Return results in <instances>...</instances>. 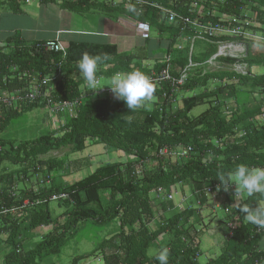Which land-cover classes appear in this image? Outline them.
<instances>
[{"label":"trees","instance_id":"16d2710c","mask_svg":"<svg viewBox=\"0 0 264 264\" xmlns=\"http://www.w3.org/2000/svg\"><path fill=\"white\" fill-rule=\"evenodd\" d=\"M29 1L31 0H0V20L8 13L22 14V6ZM38 1L46 6L56 4L61 10L81 16L92 9L113 8L106 0ZM148 1L162 4L184 15L189 12L193 0ZM199 4L204 6L206 12L214 14V17L206 19L212 22L217 21L222 14L234 17L247 15L252 18L249 14V10H252L254 23H259L258 33L264 36V0H199ZM132 8L135 11L126 10L121 2V6L115 7L113 14H127L157 30V39L151 42H156L154 47H148L149 40L136 51L120 53L118 47L112 44L70 42L67 45V56L63 58L61 54L36 48L37 44L43 45L46 41L25 47L18 33L10 35L5 39L6 47L0 49V96H9L16 90L27 89L33 80L51 77L62 71L63 77L66 74L68 81L62 84L63 77L59 79L55 99L58 100L59 97L74 100L81 97V89L85 83L78 69V62L84 53L108 57L98 66L99 77L109 78L115 72L134 69L149 75L153 70L162 69L164 65L158 62L155 64V60L163 62L164 54L175 51L173 47L177 38L194 36L189 30L182 32L179 24L160 23L159 14L152 8L136 4ZM202 43L205 44L204 49L192 57L193 62L199 65L206 63L217 50L214 44ZM259 47L262 49L260 52L257 50ZM189 49L190 46L183 47L178 55L177 50L174 52V63L180 69L189 63ZM245 62L249 67L247 76L227 69L209 70L203 74L205 66L197 67L193 78L181 89L182 107L164 98L165 91L157 87L153 98L156 100H152L154 109L150 111L143 107L130 111L122 100H92L91 97H86L77 118L67 117L59 138H55L53 134H43L34 140L17 144L0 136V167L4 163L26 164L65 146H72L75 151L83 152L90 147L91 139L136 158L135 162L126 164L103 165L68 187L43 188L37 192L30 190L18 198L8 192L13 185L12 178H9L7 186L0 189V237L7 236L6 243L9 246L5 264H41L49 257L60 254L68 241L76 237L82 223H87V228L98 231L116 219L119 222L118 231L96 245L103 264H158L154 256L148 255V251L160 247L169 249V264H200L198 227L202 226L193 222L198 217L202 218L201 206L208 202V188L211 189L210 197L222 192L226 198L221 205L230 207V213L224 215L223 220L230 234L223 251L204 264H264V227L249 223L245 214L240 211L242 207L252 209L257 202H264V194L248 197L242 205L236 206L233 199L234 185L225 190L216 178L218 172L231 170L240 163L264 166V124L253 120L262 114V110L257 108L249 112L245 108L252 91H264V46L250 44ZM105 66L109 67L107 71L102 70ZM258 69L262 72L258 73ZM76 76H80V80H76ZM236 86L247 87L248 90H239ZM161 88L170 93L167 86ZM232 102L242 112L240 117H234L233 120L226 116L229 108L233 107ZM40 106L31 104L27 105V109ZM200 106L208 108L197 116L192 115L193 110ZM18 116L19 110L0 106V134ZM240 126L244 128L241 129ZM181 146L191 148L188 159L177 160L170 156L159 158L163 148L175 149ZM150 162L152 164L147 165ZM64 164L59 162L57 167L63 168ZM52 165L54 163L47 160L33 166L37 175L43 168L42 182L45 183L47 179L52 181ZM2 179L0 177V184ZM174 187H180L182 192L193 187L192 192L200 197L201 204L195 208L189 206L179 212L174 202L160 199L162 210L160 213L156 212L150 195L160 198L163 195L160 196L158 190L165 194ZM104 194L110 195L108 202L104 199ZM52 195H66L59 201L69 211L68 219L52 235L39 242L34 250L25 252L18 238L29 229L34 230L50 223L48 197ZM25 200L29 202L27 206L24 205ZM31 203L33 206L30 207ZM215 206L216 203L213 207ZM24 210L29 213V227H22L20 222L13 219V213ZM171 213L175 214L170 218L164 219L162 216ZM216 215L218 218L217 213ZM159 216L162 220L157 219ZM162 237L165 239L161 240ZM85 259L86 256L77 257L72 264H80Z\"/></svg>","mask_w":264,"mask_h":264},{"label":"rangeland","instance_id":"374dc122","mask_svg":"<svg viewBox=\"0 0 264 264\" xmlns=\"http://www.w3.org/2000/svg\"><path fill=\"white\" fill-rule=\"evenodd\" d=\"M31 3L36 6L40 5L38 4L39 3L38 0H32ZM47 6H56L55 7L56 9L60 8L56 4H52V5L50 4ZM22 8L26 10L28 6L25 4L22 6ZM91 12L92 10L88 14L87 24L88 26L91 27L96 26L97 28H99L102 23L95 24ZM105 12L106 10L99 8L98 10H96L95 14L99 15V14H104ZM249 14L253 16V18H255L254 11L251 10L250 12L249 10ZM76 16L83 18L82 16L79 15ZM158 21L160 23L170 24L169 22L165 21L164 17L160 14L158 15ZM82 26L83 24H78L79 28H81ZM260 29L262 30V28ZM151 32H152V36H151L152 38L157 36V30H153L152 28ZM191 37L192 36H186L183 39V37L181 36L180 38H177L175 41V46L181 45L184 48H188L191 45V43L187 39ZM124 43H126V40L119 39L116 40L114 44L120 49L121 53H125V51L121 50L122 44ZM204 46H205L204 43L197 41L194 46L195 54H198L200 51H202L204 49ZM5 47H6L5 39L4 40L0 39V49L1 48L4 49ZM260 48L261 47L257 48L259 52L262 51V49ZM108 69L109 67L105 66L103 67L102 70L107 71ZM257 72L261 73L262 71L258 69ZM80 78H81L80 76H76L75 79L80 80ZM231 78H232V74H231ZM103 79L104 80L102 81L108 80L107 77H103ZM65 81H68L66 74H64L63 80H61L62 84H64ZM49 86L50 88H53L52 89L53 94H55L59 88V87L56 88L55 83H52ZM101 86H103V84H101ZM213 87L214 84L211 85V89ZM236 88L239 90H245V91L248 90L247 87L238 88L236 86ZM181 94H183V92L180 90V92L177 94L178 102L176 103V105L178 107H182V101L180 98ZM94 99L105 100L107 99V96H101L100 98L97 97L92 98V100ZM231 105L233 106V102ZM0 106L3 105L0 104ZM153 107H154V103L151 101L149 102V107L146 108V110L148 111L153 110L154 109ZM27 108H28L27 105L24 103L17 104L16 109L19 110L18 118L12 121L7 126V128L0 134V136H2L4 139H11L17 144L34 140L43 134H53L55 138L60 137L61 128L65 126L66 121L68 120L67 117L55 116L54 114H51V112L47 108L41 106L34 109L32 108L27 109ZM207 108H208L207 106L197 107L193 110L192 115L197 116L202 112L206 111ZM245 108L249 112L256 110L257 108H260V110H262V114L256 116L253 120L259 124H264V91L262 93H260L259 90L252 91L249 94L248 103L246 104ZM241 115H242L241 109L239 110L236 108V106H233L232 108L231 107L229 108V111H227L226 116L233 120L234 117L237 118L240 117ZM243 125L246 124L243 123ZM242 126H240L241 129L244 128ZM55 132L57 135H55ZM90 141H91L90 147L83 152L75 151L72 146H65L60 148L59 150L51 151L45 156H40L34 160L32 159L26 164L14 165L10 163H4L0 167V177H3L2 183L0 184V189L6 187L7 184L9 183V178H12L13 185L11 188H9L10 190L8 189L9 190L8 192L13 194L15 198H18V197H22L24 192H28L30 190H35V192H37L42 190L43 188L51 189L54 187H62V188L68 187L76 182H79L88 175H91L93 172H95L99 167L103 165L126 164L128 162L136 161V158L134 156H129L123 152H119V150H116L111 146L101 143L99 140L91 139ZM47 160L48 161L51 160L52 164L54 163V166L52 165L53 169H50V174L53 175V179H51L52 181H50V179H47V181L44 183L42 182V178L44 176L42 174L43 168L40 170V173L37 175L36 171H34L33 166ZM59 162L65 163L63 168L57 167ZM149 164L152 163L150 162L147 165ZM44 168L47 169L46 166ZM188 189L189 190H187L186 192L188 197L186 198V201L183 204L185 205L193 204V203L196 204V196L192 192L194 191L193 190L194 188L189 187ZM234 190H235V186H234ZM150 197L156 212L160 213L162 210L160 198H156L153 194H151ZM154 198L156 200H153ZM104 199L106 200V202H108V200H110V195L104 194ZM233 199L235 202L234 204H236V206H239L242 205V203L245 200H247L248 197L242 196V198L241 197L237 198L234 195ZM225 200L226 198H224V194L222 192H217L216 195L208 198V202L205 205L201 206L202 218L198 217V220H195L193 222L197 226H202V227L205 226L204 228L198 227V229L200 230L198 238L200 239V244H201V249H200L201 256L199 258L200 264H204L208 261V259L218 256L220 252L223 251L225 244L227 242V236L230 234V231L228 230V228H226L223 222V220L225 219L224 214H222L221 210H217V214H218V218H217V215L213 208L214 203L222 204V202ZM181 201H182L181 194L180 193L176 194L174 203L178 205L181 203ZM60 202L61 201L59 200L58 201L49 200L48 211L50 213V223L48 225L40 226L34 230L29 229V231L23 232L20 238H18V241L20 240L22 242V245L24 247L23 250L25 252L34 250V248L39 242H41L43 239L47 238L48 236L52 235L56 228L62 227L66 223L68 219L69 211ZM26 203H28L27 200H25L24 205H26ZM257 205H264V202L263 201L257 202ZM29 206L30 207L33 206V203H31ZM13 214H14L13 219L15 221L17 220L18 222H20L22 227L30 226V220L29 217L27 216L29 213H27V211L25 210L21 212L17 211V213H13ZM174 214L175 213H171L170 215L165 214L162 216L164 219H167L173 216ZM157 219L162 220L161 216H159ZM118 223L119 222L116 219L111 223H109V225H107L106 228H103L98 231L87 228V223H82L80 226L81 229L76 235V237L73 240L70 239L68 241L67 245L63 248L60 254L49 257L48 259L41 262V264H72L75 258L82 256H86L87 259L81 261L80 264H103L101 261L102 260L101 257H99V255L97 254L96 245L103 240H107L113 234H115L118 231V227H119ZM151 226L153 225H150V227ZM6 239L7 236L0 237V264H5V259L9 252V246L6 243ZM164 239L165 237L161 238V240Z\"/></svg>","mask_w":264,"mask_h":264},{"label":"built area","instance_id":"2783aa9c","mask_svg":"<svg viewBox=\"0 0 264 264\" xmlns=\"http://www.w3.org/2000/svg\"><path fill=\"white\" fill-rule=\"evenodd\" d=\"M126 10L131 11L132 5L136 4L140 7H148L157 11L164 17V20L170 24L180 25L181 30H189L194 33V36L187 39L191 45L189 49V63L179 72H173L172 65L174 57L170 51L163 57L162 69L159 71H152L148 76L154 82L157 88L164 90L163 97L169 99L173 104L178 102V98L174 96L180 92V90L193 78V73L197 67L205 66L206 74L207 71H218V70H229L241 76H247L249 67L245 62V58L249 52L250 44H260L264 46V36L258 33V24L254 23L253 16L248 17L247 15H240L238 17L228 16L226 14L220 16L217 21H207V18L214 17L212 12H206L204 6L199 4V0H193L189 12L187 14H180L174 10L164 7L162 4L148 1V0H120ZM106 3L111 5L113 8L119 4L117 0H106ZM141 15V10L138 11ZM140 36L148 38L150 36L151 28L148 23L136 22L135 28ZM197 41L208 42L214 44L217 47V53L214 54L206 63L203 65L196 64L193 62L192 57L195 54V43ZM37 49L42 48L46 52L61 54L63 58L67 56V48L60 41V39L50 40L46 43L37 44ZM182 46L177 47L178 55L182 50ZM40 49V50H42ZM227 60L233 61V63L227 62ZM227 62V63H226ZM61 68V66L59 67ZM63 77L62 71L59 74L44 77L40 80H33L30 86L24 90H16L13 94L6 96H0V104L6 108L16 109L17 104L24 103L26 105L37 104L43 105L47 108L51 114L55 116H64L71 119L77 118L80 108L83 104V99L86 97L100 98L101 96H107L108 99L118 100L114 97L110 87L105 86L100 90H88L85 83L83 85L82 95L80 98L74 100H63L58 97L55 99V94L52 93L50 84L55 83L56 88L59 87V79ZM104 80L103 77H99ZM167 86L169 94L166 93V89L161 88ZM59 89V88H58ZM51 90V91H49ZM58 91V90H57ZM56 91V92H57ZM154 101L156 99H153ZM123 101V100H122ZM169 101V102H170ZM192 150L187 147H178L171 149L165 147L160 151L159 158L170 156L179 159H188ZM206 195L211 194V189H206ZM158 194L161 196V190H158ZM66 195H53L51 201H58ZM173 201L174 192L171 190L170 193L164 194L163 200ZM201 202H198L200 205ZM26 203L25 206H27ZM219 209V206H215L214 210ZM225 213H230V207H224ZM260 232V230H258Z\"/></svg>","mask_w":264,"mask_h":264},{"label":"crops","instance_id":"0c3cea01","mask_svg":"<svg viewBox=\"0 0 264 264\" xmlns=\"http://www.w3.org/2000/svg\"><path fill=\"white\" fill-rule=\"evenodd\" d=\"M31 1L26 3L28 6L26 10L22 8V14L8 13L3 16L0 20L1 40L18 33L25 47H31L34 43L41 41L60 39L67 48L70 42L114 45L116 40L124 39L126 43L122 44L121 50L125 53L142 48L149 40H151L149 46L154 47L156 45V42L151 43L157 39V37H151L152 33L148 38H143L138 34L135 29L138 20L129 17L127 14H117L116 12L113 14L115 8L107 7L108 5H106L107 9L103 6L106 10L104 14H95L99 8L92 9L91 14L94 23H102L97 28L87 24L90 12L80 18L76 14L61 11L60 8L56 9V6H46L40 3H38L39 6H36ZM117 4L121 6V1H118ZM78 24H83V26L79 28ZM118 50L120 52L119 48ZM155 61V64L158 62L163 65L161 60ZM180 68L179 65L173 64L175 72H179Z\"/></svg>","mask_w":264,"mask_h":264},{"label":"clouds","instance_id":"9594fccd","mask_svg":"<svg viewBox=\"0 0 264 264\" xmlns=\"http://www.w3.org/2000/svg\"><path fill=\"white\" fill-rule=\"evenodd\" d=\"M130 10L135 11L134 8ZM151 33L152 32H150V35ZM177 47L178 46H174L173 48L177 50ZM175 51H171L173 57ZM107 59H108L107 56L102 57L100 55H90L88 53H84L82 55V57L78 62V69H79V73L83 77L87 89L100 90L105 86H108L113 92L114 97L118 100H123L126 103L128 109H130V111H135L136 109L142 107L148 108L149 102L153 100L154 93L156 91V85L151 80V78L145 72L139 69H134L128 72H120V71L115 72L108 78L107 81H102L97 76L98 66L103 64ZM227 62L232 63L233 61L227 60ZM172 70L173 72H175L173 67ZM101 84H103V86H101ZM216 178L219 179L222 187L225 190H228L230 187L234 185L235 186L234 195L237 198L239 197L242 198V196L251 197L255 194H264V166H250L246 163H240L231 170H228L226 172L224 171L218 172ZM234 186L232 187L233 189ZM171 190H173L174 192V199H175V195L178 193H180L182 196V201L180 204L176 205L174 203L175 208L180 211H184L189 206L195 208V206L198 205V202H200L199 201L200 197L198 198L195 195L196 204L193 203V204L185 205L183 203L186 201V198L188 197L186 193L187 189L185 192H182V189L180 187H174ZM171 190L168 193H170ZM213 196L214 194L211 195V197ZM51 197L49 198V200L51 199ZM163 197L164 194L163 196L160 197V199L163 200ZM208 197L210 198L209 195ZM174 199L172 202H174ZM216 206H219V209L217 210H221L222 214L224 215L227 214L224 212V207H222L221 203L216 204ZM217 210L214 211L217 213ZM240 211L245 214L246 219L249 223L259 227H264V205H257L255 208L252 209H249L247 206H245L242 207ZM148 255L154 256L155 260L158 261V264H169L170 252L167 247H160L155 250L149 249Z\"/></svg>","mask_w":264,"mask_h":264},{"label":"bare ground","instance_id":"6f19581e","mask_svg":"<svg viewBox=\"0 0 264 264\" xmlns=\"http://www.w3.org/2000/svg\"><path fill=\"white\" fill-rule=\"evenodd\" d=\"M29 203V202H28Z\"/></svg>","mask_w":264,"mask_h":264}]
</instances>
